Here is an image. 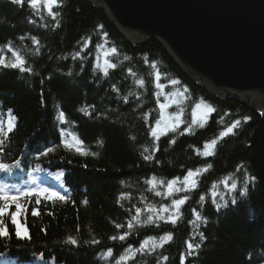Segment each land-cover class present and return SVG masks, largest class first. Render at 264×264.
I'll return each instance as SVG.
<instances>
[{"label":"trees","instance_id":"trees-1","mask_svg":"<svg viewBox=\"0 0 264 264\" xmlns=\"http://www.w3.org/2000/svg\"><path fill=\"white\" fill-rule=\"evenodd\" d=\"M39 9L28 0L22 5L0 0V58L15 63L16 52L25 61L18 68L0 65V129L8 131L14 118L7 137L0 136V163L19 161L13 181L37 172L66 199L23 200L26 211L19 220L28 228L25 238L15 235L13 205L3 218L9 235L0 237V264H181L182 254L184 264H264V112L235 96L207 92L160 42L131 43L92 3L61 0L53 8L59 13L55 19ZM102 52L115 65L107 74L97 67ZM158 83L163 87L157 88ZM168 93L179 94L175 109L183 123L157 139L151 130L159 119L158 104ZM199 100L214 109L202 127L190 119ZM237 120L233 133L221 138L220 132ZM209 140L217 141L214 154L204 156L201 150ZM188 170H201L195 189L157 196L161 187L153 191L147 184L153 176L182 180ZM229 175L227 183L235 179L239 190L246 176L254 179L246 197L238 191L236 204L229 201L217 210L212 185L222 191L221 181ZM183 196L188 200L175 225L144 223L146 207L159 209ZM137 207L140 223L132 221ZM33 208L38 216L32 215ZM193 209L202 217L195 229L189 223ZM167 234L171 239L161 247L135 251L145 239L159 242ZM69 236L77 245L66 243ZM186 241L200 248L189 255Z\"/></svg>","mask_w":264,"mask_h":264},{"label":"water","instance_id":"water-1","mask_svg":"<svg viewBox=\"0 0 264 264\" xmlns=\"http://www.w3.org/2000/svg\"><path fill=\"white\" fill-rule=\"evenodd\" d=\"M81 1L104 11L137 44L160 42L209 93L256 96L264 107V0Z\"/></svg>","mask_w":264,"mask_h":264},{"label":"snow or ice","instance_id":"snow-or-ice-1","mask_svg":"<svg viewBox=\"0 0 264 264\" xmlns=\"http://www.w3.org/2000/svg\"><path fill=\"white\" fill-rule=\"evenodd\" d=\"M14 3L17 4H23L24 0H13ZM61 0H42L43 6L45 9H47L48 14L55 19L59 13L58 12H54L53 8L54 7H59ZM28 3L30 5V7L32 8H37L39 6V4L41 3V0H28ZM56 27L59 26V21H56ZM33 43H37V41H35V39L33 40ZM117 50L115 48L111 49V52L114 54ZM12 55L15 56L16 58V62L15 63H10L9 67L11 68H18L21 65H23L25 63V61L21 58L20 55H18L16 52H12ZM77 55H79V53H77ZM108 53H105V56H107ZM125 59H127V57H125ZM4 64L3 59H0V65ZM97 67L101 68L105 74L108 73V69L109 68H115L114 64L109 63V61L107 59H105L103 64H98ZM22 71H25L26 69L21 68ZM157 80H159V73H157ZM137 83H142L141 81H137ZM172 84H177L179 83V81L173 80L171 81ZM157 88H162L163 85L161 84H157L156 85ZM172 102H176V101H172ZM168 103H161L159 104V108H160V119L156 121V126L152 128L151 130V135L154 138L159 139L160 135H164L166 134L168 131H175L176 128L179 126L180 123H183V121L180 120V116L176 115L175 117V123H169L168 121L171 119V117H167L165 116V112L164 110L168 107ZM200 105L197 104L195 106V108L192 111V123L193 124H200V126L202 127L204 125V122L208 116L209 113L213 112L214 109L211 107L207 108V111L205 112H201L199 114V116L197 115V111L196 109H199ZM11 112V110H9V113ZM58 119L60 120V122H64L65 121V114L63 111H61L59 113ZM249 119L248 117H245V120ZM240 124V121H234L231 127H228L225 131L220 132V137H226L229 134H232L234 129L237 128V126ZM8 131H11L12 128L14 127V118L12 120L8 121ZM8 131H3V129H0V136L3 137H7L8 135ZM185 131H188V129H185ZM63 135V134H62ZM73 140L76 141L77 144L81 143L75 136L72 137ZM217 143L216 140H212L210 143L206 142L204 144V152L202 153V155L204 156H209L211 154H214V145ZM68 147H71V145H67ZM48 151H51V149H49ZM77 152H80L81 154H86L84 153L81 148H77L76 149ZM4 152V147H3V140H0V154H3ZM45 155L47 153H44ZM94 155V153H93ZM145 159H150V157H145ZM19 161H16L14 164L9 165L6 163H0V170H6V171H11V169L13 167H19ZM241 166H238V168ZM201 170H188V172L186 173V175L183 177V180L181 181L179 178H174L172 180L167 181V185H166V190L165 192L161 193L159 191H157L155 194L157 196H161V195H165L167 197H171L173 196L175 193H179V192H184V191H189L191 189H195L197 187V179L196 177L200 174ZM231 175V174H230ZM229 177H225L221 183L224 184L225 188L227 189L228 193L231 194L233 192H235L237 190V181L235 179L231 180V184L229 186V184L227 183ZM57 179H60V176H57ZM253 177H245V181H244V187L240 188L239 190V194L241 197H246L247 193H248V183L250 180H253ZM147 184L150 186V190L155 191L157 186H163L164 185V181L163 180H158L155 176H153L152 178L147 180ZM182 184L183 187H179L178 185ZM212 191H211V195L213 198L219 196V200L222 203H217L215 201V199H213V203L215 204V207L217 210H220L222 207H227L228 201L225 198V194L224 192H218L216 191L217 189V185L214 183L212 185ZM35 196L36 197V203L39 204L40 203V199L41 197H44L47 200H52L53 198H57L61 201L65 200L66 197L61 195L59 191H54L50 188L47 187H26L24 190H20L18 187L16 186H12L11 188H9L8 185L5 184H0V237H7L9 235L8 232V226L4 221V217L6 215L9 214L10 212V208L14 205L15 206V211H11L10 212V220H11V224L14 225L15 227V235L17 238H25L28 237V228L26 226V224H23L20 222L19 217L26 211V207L25 205L22 203L23 200H27L28 198ZM188 200V196H183L182 198L179 199H172L171 200V204L170 205H161L159 207V209H157L155 206L153 205H149L146 208V211L148 213H151V215H148L147 219L144 221L145 224H149V223H155L158 220H164L165 222H170L173 225H175L177 223V221L180 219L181 217V206H183L186 201ZM204 197L201 196V203L203 202ZM232 204H236L237 201L235 199H233L231 201ZM136 211V215L132 217V221H135L136 223H140L141 221L139 220V215L141 213V208L137 207L135 209ZM193 216L194 219L192 221H190L189 223L192 224L193 229L198 227L197 222L202 220L201 215L196 211V209H193ZM168 215H165V214ZM39 210L37 208H33L32 209V215L33 216H38ZM117 227L119 228L120 225H117ZM133 227V224L130 222L128 224V228L131 230ZM128 233L125 232L123 235H120L118 238L123 241L125 240V238L127 237ZM199 238L200 240H204L205 237L202 233H199ZM111 239L115 240L117 239V237L113 236L111 237ZM171 239V234H167L163 237H161L160 241L157 242L156 239L154 237H149L147 239H145L141 245L140 248L136 249L135 251H141L144 249H155L158 247H161L166 241ZM66 243L71 244V245H77V240L74 239L73 237L69 236L66 240ZM93 244L99 243V241L93 240L92 241ZM187 244V248H188V254L191 255L195 250L200 248V244H193L191 241H186ZM150 246V247H149ZM131 248V246H129ZM111 254V249L108 250L107 253H105V255H110ZM165 259H167V257H165ZM184 255H181V264H184Z\"/></svg>","mask_w":264,"mask_h":264},{"label":"rangeland","instance_id":"rangeland-1","mask_svg":"<svg viewBox=\"0 0 264 264\" xmlns=\"http://www.w3.org/2000/svg\"><path fill=\"white\" fill-rule=\"evenodd\" d=\"M11 1H13V0H11ZM38 8H40L39 10H41V9H44V10H47V9H45L44 8V6H43V3H42V0H41V3L39 4V6L37 7V8H35V9H38ZM124 37L128 40V41H130L131 43H135V44H137L138 42H137V40L135 39V38H132V37H129V36H126V35H124ZM101 56H100V58H101V60H100V64H103L104 63V61H105V54L102 52L101 54H100ZM173 58V57H172ZM174 59V58H173ZM175 60V59H174ZM9 63V60H6L5 59V61H4V64H8ZM198 83V85L199 86H202L203 84L201 83V82H197ZM209 89V88H208ZM210 90V89H209ZM208 92V91H207ZM163 101L162 102H160L159 104H161V103H168V107L164 110V112H165V116H167V117H171V119L168 121L170 124L171 123H175V117H176V115H179L180 116V120L182 121V116H181V113L179 112V111H177L175 108L177 107L176 105L179 103V101H180V96H179V94L178 93H168V94H164L163 95ZM258 100H259V97H256V96H250V98H244V99H242V101H244V102H247V103H249V104H251L255 109H262V110H264V107L263 106H257V103H258ZM172 101H176V102H172ZM159 104H158V112H159V119H160V108H159ZM197 104H199L200 105V108L199 109H196V111H197V115L199 116V114L201 113V112H205V111H207V108L209 107L204 101H202V100H199L194 106H193V108H192V110H191V121L193 120V117H192V111H193V109L195 108V106L197 105ZM209 115V114H208ZM158 119V120H159ZM182 123H180L179 124V126L181 125ZM193 124V123H192ZM199 126L200 124H193V126ZM156 126V124H154V126L153 127H155ZM209 142H211L210 140H209ZM204 148L201 150V153H203L204 152ZM160 180V179H159ZM183 180V179H182ZM181 180V181H182ZM166 185H167V182H164V185L163 186H160L161 187V191L162 192H164L165 190H166ZM179 187H183V185L182 184H179L178 185ZM230 186V185H229ZM216 191H218V192H224V194H225V198H226V200L229 202V201H232L236 196H237V192L239 191V188L235 191V192H233V193H231V194H229L228 193V191H227V189L225 188V186H224V184H223V186H222V191H221V188L219 187V188H217L216 189ZM210 195H211V193H210ZM211 197H212V195H211ZM213 198V197H212ZM217 203H222L220 200H219V196H217ZM147 208V207H146ZM158 209V208H157ZM148 215H151V213H148ZM165 215H168L167 213L165 214Z\"/></svg>","mask_w":264,"mask_h":264}]
</instances>
